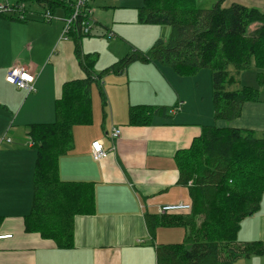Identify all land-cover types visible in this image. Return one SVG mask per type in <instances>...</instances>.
<instances>
[{
	"label": "crops",
	"instance_id": "1",
	"mask_svg": "<svg viewBox=\"0 0 264 264\" xmlns=\"http://www.w3.org/2000/svg\"><path fill=\"white\" fill-rule=\"evenodd\" d=\"M233 3L264 11V0H224L221 6L229 7ZM89 5L93 15L98 9L108 10L113 21L119 8H136L133 16L138 21V8L144 5V0H90ZM57 8L64 11L58 22L55 17L46 21L44 8L31 9L28 4L26 20L13 19L12 16L18 17L15 13L0 14V234H11L0 239V264H157L158 245L170 244L187 235L186 228L181 226H160L153 235L147 222L148 215L161 214L162 206L191 199L189 189L178 183L180 171L175 155L190 148L204 126L247 128L259 137L264 133V99L261 98L264 86H259L258 70L257 82L243 86L260 88V99L246 103L240 117L229 123L214 122L210 70L207 73L201 70L194 76L198 79L195 92L191 82L185 80L189 76L167 75L159 90H155L162 94L156 103L146 101L149 87L138 89L142 95L134 93L129 77L131 65L120 73L108 72L106 84L107 73L104 74L101 78L108 99L107 112L104 113L99 88L94 84L93 122L74 127L73 149L59 159L60 178L92 182L96 200L94 212L77 214L73 246L62 249L40 233L25 229V217L33 205L37 159V150L29 136L30 125L54 122L56 100L61 97L64 83L86 78L75 52L74 38L63 36L67 11L61 6ZM95 20L92 33L81 38L82 51L94 61L93 68L102 57L101 49L86 48L84 38L117 36L118 32H114L117 27L114 23L104 28L102 22ZM140 25H148V34L156 30L160 34L161 30L154 28L158 24ZM117 37L120 39L109 43V50L119 58L114 57L103 71L131 51L147 54L139 47L137 38ZM12 66L32 69L36 75L33 92L7 82ZM246 72L240 73L242 82ZM137 105L166 107V112L156 113L147 125H134L130 123V109ZM115 127L121 129L117 139L111 135ZM94 141H100L109 151L105 159H93ZM254 216L256 220L244 228L241 226L240 242L264 240L262 208ZM263 259L248 257L244 264H262Z\"/></svg>",
	"mask_w": 264,
	"mask_h": 264
},
{
	"label": "trees",
	"instance_id": "2",
	"mask_svg": "<svg viewBox=\"0 0 264 264\" xmlns=\"http://www.w3.org/2000/svg\"><path fill=\"white\" fill-rule=\"evenodd\" d=\"M223 1L202 9L197 0H144L138 8L139 21L170 26L169 37L158 39L150 54L131 51L101 74L94 72V61L82 51L81 38L87 35L71 34L86 78L64 83L61 97L56 100L54 122L30 125L37 159L33 205L25 217L28 232L40 233L59 248H71L77 214L95 210L94 184L62 180L59 159L73 149L74 127L93 122L94 84L107 112L108 99L101 78L104 74L120 73L136 61L169 66L180 76L209 69L214 119L227 123L240 117L246 103L260 99L258 87L227 88L238 82L237 75L252 67L258 70L259 86H264V11L239 3L224 7ZM28 3L38 4L44 13L54 14L61 6L70 14L63 0H17L12 7L24 4L26 16ZM164 111L166 107L131 106L130 123L147 125L156 113ZM175 156L180 171L178 183L189 189L191 209L148 215L147 222L153 235L160 226L185 227L187 235L181 243L158 245L157 264H235L243 257L264 255L263 241L240 242L237 236L241 220L261 208L264 133L259 137L247 128L204 126L191 147ZM199 217H203L201 224Z\"/></svg>",
	"mask_w": 264,
	"mask_h": 264
},
{
	"label": "rangeland",
	"instance_id": "3",
	"mask_svg": "<svg viewBox=\"0 0 264 264\" xmlns=\"http://www.w3.org/2000/svg\"><path fill=\"white\" fill-rule=\"evenodd\" d=\"M218 1L219 0H197V5L199 8L208 9V8H211L216 2L218 3ZM16 3H17V0H0V5H4V6L5 5L10 6L13 4L15 5ZM250 4L253 5L256 3L251 2ZM28 5H29V7H31V9H35L36 6H39L38 4H35V3H28ZM135 12H137L136 8H119L117 10L116 15H115L114 21L112 19V13L109 12L108 10L98 9L94 16L97 20L102 22L101 24H103L104 28L110 27L114 23L117 26L116 30L114 32L115 33H116V31L119 32V34L117 32V34H116L117 36L121 35V37L123 39H125V37L128 35L133 37V38H137L140 41L139 47L141 48V50L146 51L147 54H149L150 48H152L153 44L155 43L156 38L158 37L157 39L162 38V39L166 40L169 37V34L171 32V28H170V26L165 25V24L164 25H156L154 28L161 30L160 34H159L158 30L152 31L151 33L148 34V31H147L148 25L147 26H141L140 24H142V23H140L139 20L137 21L136 17L133 16ZM0 14H2V13H0ZM54 15H55L54 20H56V22H58L59 20H62L63 15H64V11L61 8H57ZM128 23H130V24H128ZM114 35L112 37L108 34L107 36L103 35L101 37L94 36V37H91V39L84 38L86 48L101 49L99 51H100V53H102V57L99 58V60H97L95 67H94V70H95L94 72L96 74H101L103 71V68L105 66L109 65L111 63L110 61L114 57L119 58L118 55L113 54L111 52V50H109V43L115 41L116 39H120L119 37L114 36ZM122 50L123 49H121V51ZM131 66L132 67L129 69V74H130L129 77L131 80L132 87L134 89V93H138L137 91L139 88L149 87V90L147 92V100L146 101H148L150 103L151 102L152 103L158 102L160 97L162 96V94L160 92L155 93V90H159V86H162L164 81H166V76L167 75L175 76V74H176V72L171 67L162 66V65L156 64L152 61L146 62V63L136 61V62L132 63ZM155 66H157L158 68H162L163 72H160L158 69H156ZM167 69H170L173 72H169V71H167ZM230 69L234 73V68L231 67ZM256 70L257 69L255 67L248 69L247 72L245 73V81L244 82H242V80L240 78L241 74L238 75V82L235 83L230 88H227V89L237 90L245 84L248 85L249 82L256 83L257 82L256 81V72H257ZM203 72L207 73L210 71H209V69H207V70L205 69V71H203ZM117 75L118 74H114V76H117ZM196 75L186 77L188 79L183 77V78H185L186 82H191L192 92H195L197 90V87H198L197 86L198 79H196L194 77ZM108 76H110V73H107L104 77L105 78V84H106V77H108ZM138 94L142 95V90H140V92ZM261 98L264 99V90L262 91ZM95 106H97V104H95ZM205 107H206V103H205ZM205 111H207V110L205 109ZM215 121L216 120L214 119V122ZM218 122H220V121H218ZM222 122H224V121H222ZM224 123H227V122H224ZM13 130L14 129H12V131ZM11 134H12V132L9 135L11 136ZM20 135L23 137L27 136V135L24 136L22 134H20ZM261 208L264 211V196L261 200ZM258 212H256V213H258ZM184 215H189V214H184ZM256 219L257 218L254 216V214L252 216H248V217L244 218L243 220H241V224H242L241 226H243V228H244V227H246L248 222L254 221ZM246 220H248V221H246ZM202 222H203V217H199V223L201 224ZM241 226H240V229H241ZM239 232L237 234L238 239L241 238V236L239 235ZM184 238H185V235L180 240H176L172 243H175L178 241H179V243H181L184 241ZM254 241H263L264 242V240H262V239L250 240L248 242L254 243ZM258 257L264 258V256L253 255V256H250V259L251 258H258ZM246 259H247V257L246 258L243 257V258H241V260H242L241 263H237V262L236 263L237 264H244ZM251 263H253V259H252ZM262 264H264V263H262Z\"/></svg>",
	"mask_w": 264,
	"mask_h": 264
},
{
	"label": "built area",
	"instance_id": "4",
	"mask_svg": "<svg viewBox=\"0 0 264 264\" xmlns=\"http://www.w3.org/2000/svg\"><path fill=\"white\" fill-rule=\"evenodd\" d=\"M67 6H69L70 14H67L64 18L65 26L63 29V36H70L72 33L81 35H90L93 31L95 25V17L93 15V10L90 7V0H63ZM13 5L4 6L0 5V13H15L18 14L20 18H25L23 10L25 5L21 4L18 8H13ZM46 21H51L55 15L47 12L44 14ZM113 36V34H110ZM7 82L16 85L20 89L27 90L31 93L35 90L36 75L33 73L32 69L26 66H12L9 67L7 76ZM112 138L117 139L121 135V129L115 127L112 130ZM92 153L93 159L98 161L105 159L109 155L100 141H94L92 143ZM191 209V204L189 202H178L175 204L164 205L160 208L161 213H171L172 212H182ZM11 234L1 235L2 238H9Z\"/></svg>",
	"mask_w": 264,
	"mask_h": 264
}]
</instances>
